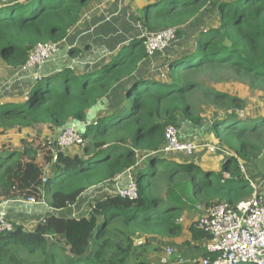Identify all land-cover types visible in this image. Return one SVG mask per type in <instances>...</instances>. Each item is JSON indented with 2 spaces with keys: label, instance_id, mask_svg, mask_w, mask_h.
I'll return each mask as SVG.
<instances>
[{
  "label": "trees",
  "instance_id": "obj_1",
  "mask_svg": "<svg viewBox=\"0 0 264 264\" xmlns=\"http://www.w3.org/2000/svg\"><path fill=\"white\" fill-rule=\"evenodd\" d=\"M97 1L104 0H0V59L22 69L33 47L60 44ZM209 8L218 13L219 26L200 31L192 51L167 58L162 79L139 76L149 57L143 39L135 38L97 72L39 74L24 103L0 106V199H33L60 211L128 171L137 186L135 199L113 194L94 200L87 216L50 215L31 230L13 224L0 235V264H165L153 242L178 237L185 213L200 205L234 206L254 194L233 156L216 173L157 153L167 127L201 124L203 102L227 110L208 130L224 148L244 163L264 151V112L244 120L238 111L245 102L200 80L227 71L264 90V0H141L138 22L146 32L179 29ZM102 101L108 114L83 128L80 153L35 134L38 126L62 132L71 122H85ZM188 232L191 241L209 238L196 222ZM141 239L145 243L135 246Z\"/></svg>",
  "mask_w": 264,
  "mask_h": 264
},
{
  "label": "rangeland",
  "instance_id": "obj_2",
  "mask_svg": "<svg viewBox=\"0 0 264 264\" xmlns=\"http://www.w3.org/2000/svg\"><path fill=\"white\" fill-rule=\"evenodd\" d=\"M138 0H109L105 2V5L101 7V1L93 2L88 8L89 10L93 9L94 13H98L101 18L102 24H112V29L115 30L111 37H115L117 47L122 46L123 43L128 42L135 38H141L142 35L146 34L145 30L140 26L138 22V16H140L141 11L137 7ZM98 8V9H97ZM87 11V10H86ZM219 17L218 13L214 10L208 9L195 20L191 21L185 26L180 27L178 30L182 33V37H177L176 40L162 53L152 56L146 59L138 70L139 76L148 78L154 77L162 79V76H165L166 72V60L169 57L174 56L175 54H182L189 51H192L194 48V43L196 37L200 31L208 30L210 28H215L219 26ZM87 40V41H86ZM89 45L90 51L86 53L85 46ZM101 42L97 40V42H92L88 39H83V37L78 38L69 37L66 40V43L60 46V54L59 56H55L53 59L55 61L60 62V66H66L68 63L70 66H74L76 60L84 59L83 57L89 56L91 54L92 48L95 46H99ZM106 43V40L105 42ZM77 49L80 51V54L70 53V49ZM80 47V48H78ZM61 53V49H63ZM58 62V63H59ZM0 66L3 75H0V93L3 94L5 92V87L9 86L15 82H20L22 77H24L27 72H22L19 69L11 70L10 66L5 68L6 65L0 62ZM35 75L36 72H33ZM32 74L28 76V78H35L36 76ZM200 80L205 82L207 88L210 90H215L221 92L222 94H227L231 97L237 98L239 102L241 100L246 103L247 107L238 111L241 117V113L244 115L242 118L252 119L257 117L261 112H264V90H254L249 87V83L246 79L241 76L235 75L231 72L221 71L217 75H204L200 77ZM3 96L0 95V98ZM195 99H200V95H195ZM237 103V102H236ZM240 106V104H239ZM227 110L220 108V102L209 103L203 102L200 104L199 112L202 115L203 121L198 126L188 125L180 123L179 130L183 138H190L197 146L198 151L195 153L193 157H190L189 161H194L196 167H198L201 171H204L202 168H208L211 172H220L223 163L227 160L226 156H233L239 162L242 167V171L244 176L246 173L252 171L249 165L254 164L256 161L264 160V151L260 156L253 158L247 163H244L240 158L235 155L232 151L224 148V146L220 142H216L217 140L214 138L213 134L209 132L210 125L212 121L217 118H226ZM234 112V109H231ZM241 120V118H240ZM80 130V129H79ZM82 132V130H80ZM61 130H53L48 126H38L35 128V134L39 136L41 141L50 140L52 143L56 142ZM217 149H224L228 154L224 155L222 152L209 154L207 152L206 146H214ZM82 147H72L67 149L66 152L70 154L80 153ZM223 150V151H224ZM169 161H176L178 163L185 161V156L182 154L177 155H166ZM221 157L222 162L215 163V158ZM214 158V159H213ZM201 163L205 164L201 165ZM251 163V164H250ZM247 164V165H246ZM258 167V164H256ZM261 169H264V161L261 165H259ZM246 172V173H245ZM227 177V174L224 175ZM92 198V197H91ZM100 198H102L100 196ZM84 200V199H83ZM86 200H90V196L86 197ZM192 218V217H191ZM191 218H189L191 220ZM188 220V221H190ZM160 257L165 255V249L162 248L161 252L158 254Z\"/></svg>",
  "mask_w": 264,
  "mask_h": 264
},
{
  "label": "built area",
  "instance_id": "obj_3",
  "mask_svg": "<svg viewBox=\"0 0 264 264\" xmlns=\"http://www.w3.org/2000/svg\"><path fill=\"white\" fill-rule=\"evenodd\" d=\"M177 31L178 28L145 32L146 34L141 38L144 41L147 56L150 58L167 49L176 40ZM59 51V44L33 47L21 71L37 73ZM83 144L81 131L73 122L59 134L56 140L57 148L62 151L72 147H82ZM206 148L209 154H215L218 150L215 146H206ZM197 151L198 146L192 140L181 137L179 128L169 126L165 130L164 143L157 153L165 156L182 154L185 157H193ZM43 182H46V179ZM116 195L123 199H135L137 186L134 178ZM13 201L19 204L36 203L33 199ZM5 203L7 201L0 199V235L10 232L13 228L6 214ZM196 211L200 212L196 227L209 237L205 250L208 254L214 255L213 260L206 258L201 264H264V203L256 193L234 206L228 203L200 205ZM165 255L168 258L171 257L172 250L167 248ZM182 263L183 260L177 259L175 264Z\"/></svg>",
  "mask_w": 264,
  "mask_h": 264
},
{
  "label": "crops",
  "instance_id": "obj_4",
  "mask_svg": "<svg viewBox=\"0 0 264 264\" xmlns=\"http://www.w3.org/2000/svg\"><path fill=\"white\" fill-rule=\"evenodd\" d=\"M16 1H21V0H4L3 3L10 4ZM107 1L109 0L101 1V7L105 5V2ZM140 1L141 0H138L137 3L138 8ZM89 9L91 8L86 9L87 11L84 12L77 25L69 32L68 36L60 43V46H62V44L64 45L66 43V40L69 39V37L74 38V40L75 37L78 38L83 37V39H88L95 43L97 42V40H99L101 44L98 43L99 46L93 47L91 49L92 50L91 54H88L89 56L83 57L84 59L76 60L74 66L73 65L70 66L69 63L66 66L64 65L60 66L59 65L60 62L58 60L55 61V59H52L46 62L40 68V70L37 72L38 74L35 75L33 72H27V74L24 77H22L20 82L14 81V83L9 84V86L5 87V92H3V94L0 93V95L3 96L2 98H0V106L5 103L19 104V103H24L26 101V98L30 92V85L32 79H34V78H28L29 75L31 76L32 74H34L35 76H38L39 74L52 75L56 71H59L63 68H71L77 72L78 76H81L82 74L85 73L97 72L98 70L101 69L102 66L111 62V60L121 51V49L126 45L127 42L123 43L122 46L117 47V44L115 42L116 38L111 37V34L115 32V30L112 29V26H109L112 24L111 23L102 24L101 22L102 20L99 17V14L94 13L93 9L92 10ZM105 40L106 43H104ZM88 47L89 45H87L86 43L85 46L86 49L84 51L85 53L86 50L87 52L90 51V48ZM69 49H70V53L72 50H75L72 49L71 47ZM63 50L64 48L61 49V53L63 52ZM77 51L79 52L78 54H80V51L79 50ZM73 54H76V52L75 53L73 52ZM59 55L60 54H58L57 56ZM0 62L6 65L5 68L7 69L9 65L3 62L1 59ZM1 68H3V66H0V75H3ZM8 68H10L11 70H15L12 67H8ZM106 104H107L106 101H102L99 104H97V106H95L89 112L85 122L82 123L73 122V123H75L80 130H83V128L87 124L94 122L98 116L108 114L109 106H107ZM181 137L183 138L182 135ZM183 139H190V138H183ZM216 142L219 141L217 140ZM215 145L216 144H214V146ZM223 150L224 149L222 150L218 149L217 152L219 153L222 152L224 155L228 154L226 153L227 152L226 150L224 151ZM184 158H185L184 162L190 160V157H184ZM142 161H144V159L139 160V162ZM214 161H216L215 163L222 162V158L217 157L214 159ZM263 161L261 160L256 161L254 164L250 163L251 165L249 166L251 167L252 171H250L249 173L245 172L247 175L244 177L251 183L255 191L254 193H256L258 197L261 199V201L264 203V169H261V167L259 166L263 163ZM256 164H258V167ZM201 165L206 166L203 163H201ZM202 169L205 171L208 168H202ZM132 178H134L133 171L125 172L121 176H119L113 183H105L83 194L73 207L60 211H55L50 209L44 202L35 203V204H19V203H15L13 200H10L7 201V203H5L4 207L6 209L7 217L12 224L24 225L28 230H31L38 223H40L45 217L50 215H54L61 218H79L82 216H87L90 209V205L94 200L102 199L106 196L116 194L119 190L124 189ZM89 196H90V200H86V197ZM100 196L102 198H100ZM199 216H200V212L196 210H192L185 213L183 230L178 237L172 239H166V240H156L155 242H153L156 246L164 248L165 252L167 248L172 250L173 255L171 257L168 258L166 257V255L161 256L165 260V264H175L177 259L183 260L182 264H201L203 259H205L204 256L208 254L205 250L207 239L198 242L191 241V237L188 232V226L192 222H196ZM189 218H191V220Z\"/></svg>",
  "mask_w": 264,
  "mask_h": 264
},
{
  "label": "water",
  "instance_id": "obj_5",
  "mask_svg": "<svg viewBox=\"0 0 264 264\" xmlns=\"http://www.w3.org/2000/svg\"><path fill=\"white\" fill-rule=\"evenodd\" d=\"M36 77H38V76H36ZM144 243H145V240L141 239V240L135 242V246H139V245L144 244Z\"/></svg>",
  "mask_w": 264,
  "mask_h": 264
}]
</instances>
